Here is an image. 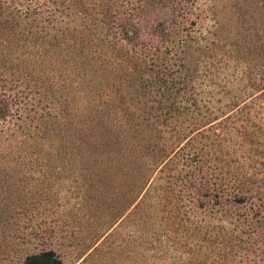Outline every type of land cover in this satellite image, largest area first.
<instances>
[{"label":"trees","instance_id":"trees-1","mask_svg":"<svg viewBox=\"0 0 264 264\" xmlns=\"http://www.w3.org/2000/svg\"><path fill=\"white\" fill-rule=\"evenodd\" d=\"M0 233V264H264V0H0Z\"/></svg>","mask_w":264,"mask_h":264},{"label":"rangeland","instance_id":"rangeland-1","mask_svg":"<svg viewBox=\"0 0 264 264\" xmlns=\"http://www.w3.org/2000/svg\"><path fill=\"white\" fill-rule=\"evenodd\" d=\"M61 240L63 241L69 240V236L65 235L61 237ZM63 256H64V262L68 264L71 261V259H74V252L70 249V247H68L65 250H63Z\"/></svg>","mask_w":264,"mask_h":264}]
</instances>
